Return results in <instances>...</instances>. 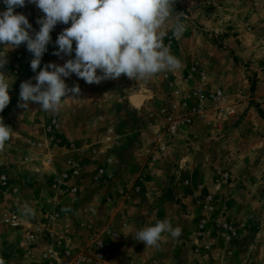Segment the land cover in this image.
I'll list each match as a JSON object with an SVG mask.
<instances>
[{"label":"crops","instance_id":"1","mask_svg":"<svg viewBox=\"0 0 264 264\" xmlns=\"http://www.w3.org/2000/svg\"><path fill=\"white\" fill-rule=\"evenodd\" d=\"M238 1L248 4V9L264 6V0ZM221 4L206 0L210 17L198 23L210 34H181L168 41L166 46L181 67L159 72L162 91L153 79L136 80V91L132 83H125L118 97L120 78L88 84L72 74L64 78L65 83L69 88L78 84L80 95L69 93L62 98L40 138L32 139L38 145L26 146L27 152L17 161L19 148L14 141L5 143L0 149V177H5L0 181V200L12 210L2 211L0 222L5 213L25 219L18 228L6 227L15 249L36 254L37 264H73V258L81 254L90 257L85 264H253L237 260L238 253L248 249L245 243L251 235L264 227V178L257 175L264 164L254 165L247 161V154L231 151L235 133L228 124L237 108L229 94L234 67L227 51L217 48L231 42L223 30L230 16L214 17L228 9ZM0 10H6L3 0ZM69 26L58 23L54 27L43 60L52 57L58 35ZM240 37L229 48L244 61L247 56ZM74 56V51L72 56L61 55L58 64ZM244 63L243 69L250 70L247 60ZM217 89L225 97L224 105L234 109L233 115L216 111L211 103H199V95ZM260 97L264 105L262 93ZM118 102L131 110L124 119L117 117ZM172 106L183 114L198 109L202 113L169 136L163 129L164 111ZM87 107L96 108L98 114L87 119L89 132L81 133L86 126L75 124L87 121L79 118ZM20 166L26 176L16 180L11 173ZM164 220L181 229L178 238L165 232L158 246L147 248L133 238L137 230ZM35 227L41 229V237L31 245L26 234ZM228 227L236 236L226 240ZM50 247L55 249V258L43 255ZM65 250L69 256L63 254Z\"/></svg>","mask_w":264,"mask_h":264},{"label":"clouds","instance_id":"2","mask_svg":"<svg viewBox=\"0 0 264 264\" xmlns=\"http://www.w3.org/2000/svg\"><path fill=\"white\" fill-rule=\"evenodd\" d=\"M3 2L6 10L0 12V45L12 50L26 44L33 55L30 67L36 75L20 84L18 107L25 110L35 102L44 111L56 112L69 93L78 97L79 85L69 88L65 83L64 78L72 74L88 84H99L122 74L131 80H147L161 71L181 67L164 45L165 33L160 31L174 9L175 0H27L44 14L37 19L40 28L34 34L27 16L15 12L17 7L25 6L26 0ZM58 23L70 26L58 35L55 41L58 48L53 54L72 56L74 51L75 56L63 65L47 63L40 68L51 41L50 33ZM172 30L179 36L185 29L178 19ZM7 62V54L0 53V69ZM5 77L0 71V112L10 103L9 89L13 83ZM12 131L0 117V149L10 140ZM165 232L173 238L181 235L179 227L173 228L164 220L137 230L133 238L144 242L146 248L158 246Z\"/></svg>","mask_w":264,"mask_h":264},{"label":"rangeland","instance_id":"3","mask_svg":"<svg viewBox=\"0 0 264 264\" xmlns=\"http://www.w3.org/2000/svg\"><path fill=\"white\" fill-rule=\"evenodd\" d=\"M220 1L222 2L221 5H223L224 8L228 7V9L219 10L214 17L222 19L226 16H230L233 21L232 22L231 19L228 18L229 22H223V25L225 26L223 30L225 34H229V40L231 42L217 45V48L220 51H227L229 60L234 67L230 69L232 83L229 86V94L230 97L233 98L231 101L234 102L235 107L237 108V113L234 119L228 124V129L235 133L231 151H238L240 154H247V161L254 162V165H256L257 162L264 164V117H262L260 113V111L264 112V105L258 101V97L259 99L261 98V91H259L260 79L258 76H261L259 71V66L261 64L259 56L262 52L258 50L257 47L258 41L264 39V6H261L260 9H251L250 7V10L248 9V4L239 2L238 0ZM205 3L206 0H175L173 5L174 9L171 12L170 17L160 29V31L165 33L163 37V43H165V46L172 37L176 36L173 34L172 29L178 19L180 22H183L184 25L185 30L182 35L193 34L194 32L202 33L204 35L207 33L204 31V25L198 23L201 22V20L210 17L208 15L209 10L206 9ZM24 7L26 8L24 15L27 16L29 23L32 25L31 31L32 34H34L36 26L39 25L37 24V19L41 18L44 14L34 4L28 3L27 0ZM0 12H3V10H0ZM181 12L183 15L179 14ZM216 18H214V20L218 22V19ZM234 20H237V22ZM208 34H210V32H208L207 35ZM239 35L241 36L239 44L244 46L243 50L247 56L244 61H239L236 57V51H232L229 48L234 45L233 40L237 42V36ZM219 36L223 35H218V38ZM73 49H75V44ZM56 50L57 49L52 50V57L47 60H43L42 58L41 68L47 63L58 64L61 59L63 60L62 57L53 54ZM256 51L259 52L256 53ZM0 53L7 54L8 61L0 71H3L6 74L5 78L10 84L13 82L9 89L10 103L3 112H0V117H3L5 120L4 123L10 126L13 130L10 140L7 142L12 145V141H14L17 148H19V150L16 151L18 156L15 155L16 160L18 161L24 157V152H27L26 146L29 147L32 139L36 138L37 140V138H40V135L43 133L44 125L47 123L48 119L52 118L54 113L53 111L42 110L38 103H31L28 110L18 107V103L20 102V84L35 76L30 67L29 51L27 50L26 44H21L18 48L12 50L6 47L3 48V45H0ZM250 54H253V56L250 57ZM246 60L247 65H250V70L247 69L245 71L243 66ZM235 65L237 66L235 67ZM15 67L17 68V73H14V70H16ZM123 76L124 75L122 74L119 77L120 81H118V91L116 92L118 97L123 93L120 90V87L125 83H132L133 91H136V80L129 81L128 77L125 80ZM152 79L154 80L155 87L162 91L164 86L162 85L161 78H159V73L154 74L145 81L149 82ZM107 81L108 80H105V82ZM32 82L33 84L36 83L34 79ZM95 110L96 108L93 107L84 108L79 113V118L89 120L91 116L98 114ZM128 111L131 110L120 106L118 102V118L120 117L124 119L125 114L127 115ZM88 120L85 122L79 121L78 124H75L81 125V127L83 125L86 126L85 128H81V133L89 132V128L87 127L89 124ZM119 120L118 122H120ZM68 125L71 126L74 124ZM257 149H259L260 153H256ZM216 159H218V157ZM23 170L24 169H22L21 166L14 168L11 176L16 180H21V177L26 176V173H23ZM257 175L264 178V167H261V170ZM1 197L3 198L6 196L3 194ZM3 201L5 200L3 199ZM5 209L12 210L8 206H2V200H0V214ZM6 227L7 225L1 224L0 222V264H37L39 257H37L36 254H29L26 251L23 252L21 249L14 248L15 240ZM251 238V241L245 243V245L248 246V249L245 250L246 252L238 253L240 256H238V260H236L237 262L245 261V263H248L249 261H252L253 264L255 262H257V264H264V227L255 231V234H252Z\"/></svg>","mask_w":264,"mask_h":264},{"label":"built area","instance_id":"4","mask_svg":"<svg viewBox=\"0 0 264 264\" xmlns=\"http://www.w3.org/2000/svg\"><path fill=\"white\" fill-rule=\"evenodd\" d=\"M211 1H214V0H211ZM15 12L24 14L26 12V8L24 6L17 8V9H15ZM39 28H40V25L37 26V31H39ZM52 32H53V30H52ZM52 32L50 34H52ZM257 45H258L257 46L258 50H260L262 52V54L259 56V60L261 62L260 66H259V71L261 73V76H258V77L260 79L259 83L261 85V93H262V96H264V39H260L258 41ZM258 52L259 51H257V53ZM198 101H199V103H202V102H204V103L207 102V104L211 103L212 105H214V108L216 109V111L223 112L227 116H231L234 114V109L231 106H228L226 104L224 105L226 100H225L224 95L222 94V92L219 89H217L213 93H209L207 95H202V94L199 95ZM175 109H176L175 106H172L171 110L164 111L165 123H164L163 129H164L165 133L169 136L174 135L175 132L179 129V127L182 124L189 122L190 118L192 116L201 115V113H202L201 110L198 109V110L194 111L192 114H183V113H179V112L175 111ZM55 126L56 125H54V127ZM49 127H48V133H51V131L49 130L50 129ZM36 145H38V144H35V143L30 144V146H32V147L36 146ZM164 149H165V146L160 147V151H164ZM4 179H5L4 176L0 177V181L4 182ZM228 179H229V177L225 175V180H228ZM54 216H56V214ZM24 221H25V219H24ZM24 221L19 215L15 214V213H5L3 215V218H2L3 224H5L11 228L20 227L24 223ZM199 228L201 230L203 228V224H201L199 226ZM228 230H229V234L226 235V238H225L226 240H229V239L236 236V232L231 227H228ZM40 237H41V229L39 227H35L33 229V231H28L26 234V240L29 241L31 245H34V244L36 245V243L40 239ZM94 240H96V238H94ZM95 246L97 248L101 247V244L98 240L95 241ZM54 250L55 249L50 247V248H48L47 252L44 253L43 255L45 257H48V258H55L56 253ZM63 254L65 256H69L70 251L65 250L63 252ZM88 260H90V257L88 255L81 254V255L73 258L72 262H73V264H85L86 261H88ZM64 264H67V263H64Z\"/></svg>","mask_w":264,"mask_h":264},{"label":"water","instance_id":"5","mask_svg":"<svg viewBox=\"0 0 264 264\" xmlns=\"http://www.w3.org/2000/svg\"><path fill=\"white\" fill-rule=\"evenodd\" d=\"M134 99H135V102H136V101L138 102V96H137V97L135 96Z\"/></svg>","mask_w":264,"mask_h":264},{"label":"trees","instance_id":"6","mask_svg":"<svg viewBox=\"0 0 264 264\" xmlns=\"http://www.w3.org/2000/svg\"><path fill=\"white\" fill-rule=\"evenodd\" d=\"M260 113H261V116L264 117V112H261V111H260Z\"/></svg>","mask_w":264,"mask_h":264}]
</instances>
